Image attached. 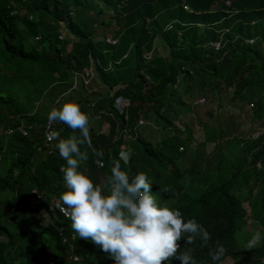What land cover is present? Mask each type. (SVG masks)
I'll return each instance as SVG.
<instances>
[{
    "label": "trees",
    "instance_id": "1",
    "mask_svg": "<svg viewBox=\"0 0 264 264\" xmlns=\"http://www.w3.org/2000/svg\"><path fill=\"white\" fill-rule=\"evenodd\" d=\"M206 96L211 122L198 110ZM65 101L87 115L102 153L78 146L88 155L78 171L94 185L110 190L114 161L129 182L145 173L158 204L209 232L207 247L191 245L196 264H210L217 242L226 249L219 264H264V240L245 247L252 231L264 232V0H0V130L12 129L0 131V264H113L47 207L65 190L55 144L82 139L58 122L45 139L48 111ZM191 119L213 148L183 172L180 160L197 145ZM141 120L168 134L144 139Z\"/></svg>",
    "mask_w": 264,
    "mask_h": 264
},
{
    "label": "clouds",
    "instance_id": "2",
    "mask_svg": "<svg viewBox=\"0 0 264 264\" xmlns=\"http://www.w3.org/2000/svg\"><path fill=\"white\" fill-rule=\"evenodd\" d=\"M47 120L50 126L58 122L74 132L78 130L82 137L60 139L55 144L66 164L62 169L65 190L59 200L76 237L90 241L113 264H161L166 260L168 264L170 260L196 264L191 245L198 241L200 247H207L209 232L194 219L185 220L179 209L158 204L145 173L136 174L129 182L119 162L114 161L109 169L110 190L102 191L101 186L78 171V163L88 159L79 145H87L95 157L102 153L92 149L88 117L77 103L65 101L52 107ZM262 240L264 232L254 231L245 247L251 250ZM179 241L187 247L181 250ZM225 253V247L218 242L208 248L210 264H219Z\"/></svg>",
    "mask_w": 264,
    "mask_h": 264
},
{
    "label": "rangeland",
    "instance_id": "3",
    "mask_svg": "<svg viewBox=\"0 0 264 264\" xmlns=\"http://www.w3.org/2000/svg\"><path fill=\"white\" fill-rule=\"evenodd\" d=\"M30 41L31 40H29L28 42L30 43ZM155 46L160 53L165 54V46L162 44V42L159 39H157L155 41ZM208 97L209 96H206V98L204 100H202V99L198 100V110H199V113L201 114V117L204 121L211 122V117L208 116V113H212V115H214L215 105L208 102V100H207V99H209ZM119 101L117 102V104H119ZM190 117H192V119H193V114H190ZM192 119L189 121V125L191 126L192 132H193L192 143L193 144L197 143V145L190 148L188 150V154L185 156V158L180 160V164H181V168H182L183 172L188 170V168L190 166V161L195 162V164L197 166L201 165V163L204 160V157L206 158V156L212 151V148H213L212 143L202 144L201 136H200L201 132L199 131L200 127ZM183 121H185V118L183 119ZM183 121H180L177 124L181 126ZM96 123H97V121H96ZM6 126H8V125H5V127ZM4 129L1 128L0 131L2 132V131H4ZM137 133L141 134L144 139L151 140L154 144L158 143L164 136H166L168 134L166 132V130L163 129V127L159 126L158 124H155L152 120H150V121L141 120L139 122V125H138ZM127 141L129 143L130 140L128 139ZM51 200H53V202L55 203V207H57L58 209L62 210L64 208L61 206L60 201L57 200L56 198H51ZM245 206L248 209V206L246 204H245ZM62 211L66 214V211H64V210H62ZM252 224H253L252 221H248L246 223V225L244 226V229L245 230H250V229L252 230V228H253ZM252 232H254V231H252ZM77 260H78V258H77ZM263 261H264V259H263ZM220 264H233V259L231 257H227Z\"/></svg>",
    "mask_w": 264,
    "mask_h": 264
},
{
    "label": "built area",
    "instance_id": "4",
    "mask_svg": "<svg viewBox=\"0 0 264 264\" xmlns=\"http://www.w3.org/2000/svg\"><path fill=\"white\" fill-rule=\"evenodd\" d=\"M108 41L112 42V43L115 42V40H112V39H108ZM249 42H252V40L250 39ZM211 45L214 47V49H217L219 47V42H213ZM84 72L87 73V70L84 69ZM118 101H119V104H117ZM117 102H116V105L118 107H124V106H126L128 104V102L126 100H124V99H118ZM11 131H12V129L7 127L4 130V134H9V133H11ZM53 137H54L53 129L51 128L49 122L47 121V124H46V127H45V139H46V141L50 142L53 139ZM41 201H42V199L39 197V195H37L34 198V204L36 206H39L41 204ZM47 207H48L49 210H51L53 207H55V203L53 202V200L49 201V203L47 204ZM74 259L77 260V257L76 258L74 257Z\"/></svg>",
    "mask_w": 264,
    "mask_h": 264
}]
</instances>
